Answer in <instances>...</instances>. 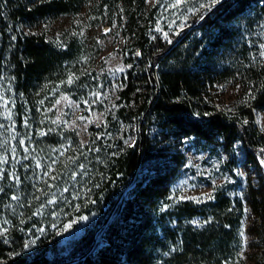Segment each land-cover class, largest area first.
Returning <instances> with one entry per match:
<instances>
[{
	"label": "trees",
	"instance_id": "1",
	"mask_svg": "<svg viewBox=\"0 0 264 264\" xmlns=\"http://www.w3.org/2000/svg\"><path fill=\"white\" fill-rule=\"evenodd\" d=\"M84 1L0 0L2 25L13 30L23 24V31L13 34L12 59L28 108H34L35 91L59 78L73 51L70 44L63 47L24 26L76 12ZM170 1L157 0L148 7L145 0H102L109 8L123 11L130 50L138 52L126 60L121 104L114 116L108 114L102 124L89 126L85 143L65 128L28 140L31 148L62 150L38 192L33 191L32 162L23 165L19 178L26 197L24 220L0 236V264H245L244 203L231 183L216 185L212 198L203 202L176 199L164 205L185 159L180 150L170 147L187 137L198 145L221 146L229 167L238 145L258 171L255 185L247 189L250 209L258 218L250 228L255 236L250 258L253 264H264V131L256 127L251 111L264 110V67L254 74L257 90L248 107L224 111L205 96L213 75L225 70L217 72L214 66L237 34L234 20L251 10L264 14V0H222L201 18L203 10L195 14L192 27L167 33L165 38L155 26ZM86 81L87 77L80 78L75 85L81 89ZM131 121L138 128L133 144L119 131L121 122ZM148 129L153 132L145 133ZM50 195L54 203H46ZM39 206L48 224L61 225L74 215L96 218L66 254L18 255L30 225L38 222L32 211ZM196 217L201 224L192 222Z\"/></svg>",
	"mask_w": 264,
	"mask_h": 264
},
{
	"label": "rangeland",
	"instance_id": "2",
	"mask_svg": "<svg viewBox=\"0 0 264 264\" xmlns=\"http://www.w3.org/2000/svg\"><path fill=\"white\" fill-rule=\"evenodd\" d=\"M220 1L184 0L181 7L173 8L175 0H171L155 30L179 34L196 23H191L195 14L203 10L201 18ZM145 2L150 7L157 0ZM234 27L237 34L218 54L214 66L217 72L225 70L217 77L213 75L214 80L205 91L206 99L216 108L230 112L238 111L241 106L248 107L257 90L254 74L264 67V14L259 10L247 11L234 20ZM24 30L41 32L63 47L70 44L73 56L63 63L62 74L56 81H47L41 90L34 92V108L30 109L23 103V92L17 84L12 59L13 34L23 31V24L12 30L0 21V158L7 161L0 164V236L16 223L23 224L26 197L23 195V181L19 178L23 165L32 162L31 181L33 191L38 192L39 185L44 183L46 173L62 150V147L31 148L32 143L28 140L42 136L41 133L65 128L75 131L80 141L85 143L90 125L98 126L105 122L108 114L115 115L121 104L120 91L125 87L129 66L126 60L133 54L138 55L137 51L132 53L130 50L123 11L109 8L102 0H86L76 12L42 18L34 27L24 26ZM83 77L88 81L78 89L75 83ZM70 78L72 82L68 83ZM251 111L256 127L264 131V110L252 108ZM150 130L145 133L153 132ZM119 131L128 143L136 142L137 122H121ZM164 142L169 144L170 141ZM173 144L170 148L180 150L185 159L179 174L170 183L166 196L168 201L164 205L176 199L203 202L209 199L216 185L231 183L244 203L242 256L245 264H253L250 253L254 250L251 240L255 236L250 228L258 223V218L250 209L247 189L249 184L255 185L258 171L244 159L238 145L234 150V164L229 167L226 163L228 154L219 145L216 148L198 145L188 137ZM262 160L264 153L261 154ZM262 168L264 172V164ZM42 191L45 192L44 189ZM14 195L18 199H12ZM53 196L45 197L46 203L53 200ZM40 209L41 206L32 211L38 222L30 225L27 241L18 255L53 257L66 254L96 218L93 214L74 215L61 225L57 221L48 224ZM192 222L201 224L198 217Z\"/></svg>",
	"mask_w": 264,
	"mask_h": 264
},
{
	"label": "snow or ice",
	"instance_id": "3",
	"mask_svg": "<svg viewBox=\"0 0 264 264\" xmlns=\"http://www.w3.org/2000/svg\"><path fill=\"white\" fill-rule=\"evenodd\" d=\"M183 3H184V0H175V3H173L172 7L173 8H179V7H181V5ZM201 7H203V5H201ZM157 30L159 31L160 29H157ZM165 38H167V34H165ZM71 82H72V79L70 78L69 81H68V83H71ZM94 95H97V94L94 93ZM97 98H99V96H97ZM41 134L43 135L44 133H41ZM21 143H23V142H21ZM261 151L264 152V149H261ZM2 163H7L6 159L0 158V164H2ZM261 163L264 164V160H262ZM37 167H40V165L38 164ZM52 178L54 179V177H52ZM65 191H67V189H65ZM209 198L210 199L212 198L210 194H209ZM12 199H18V197L14 195L12 197ZM48 203H54V201L49 200ZM82 219H86V218L82 217Z\"/></svg>",
	"mask_w": 264,
	"mask_h": 264
}]
</instances>
